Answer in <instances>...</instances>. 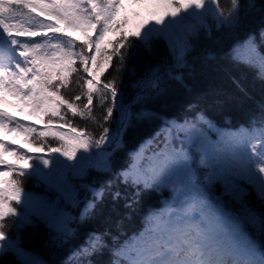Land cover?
<instances>
[{"label": "snow or ice", "instance_id": "snow-or-ice-1", "mask_svg": "<svg viewBox=\"0 0 264 264\" xmlns=\"http://www.w3.org/2000/svg\"><path fill=\"white\" fill-rule=\"evenodd\" d=\"M123 3L0 0V133L20 136L28 145L23 149L0 135V258L14 253L20 264H37L25 258L15 238L20 226L42 223L63 246L78 239L72 221L95 219L107 199L134 210L144 193L169 188L171 198L148 213L138 236L121 241L107 231H89L62 264H95L92 257L105 250L110 253L107 264H264V248L239 220L208 200L192 172L198 154L209 170L206 183L221 179L228 188L247 180L258 186L264 202V102L249 127L235 130L218 128L189 103L191 118L182 123L162 119L158 131L129 154L127 167L113 170L129 130L159 118L146 109L147 102L173 83L191 92L186 79L194 76L196 62L215 59L211 53L194 55L201 35L217 44L231 41L225 58L252 70L264 83V2L154 0L151 20L131 31L126 18L117 20ZM161 41L167 51L155 58ZM141 58L148 66L138 73L135 62ZM112 72L116 75L108 79ZM125 72L131 94L119 82ZM233 83L248 96L239 80ZM9 108L39 120L42 130ZM69 114L93 124L98 138ZM209 132L217 134L216 141ZM60 157L75 162L66 164ZM96 157L99 163L87 167L112 178L99 186L72 184L69 177L83 179L86 162ZM31 176L39 177L55 198L25 194L24 177ZM68 204L80 209L78 217L67 213ZM12 217L10 234L7 220ZM259 223L264 229V219Z\"/></svg>", "mask_w": 264, "mask_h": 264}, {"label": "trees", "instance_id": "trees-1", "mask_svg": "<svg viewBox=\"0 0 264 264\" xmlns=\"http://www.w3.org/2000/svg\"><path fill=\"white\" fill-rule=\"evenodd\" d=\"M148 6V0L143 3H133L132 0H124L117 20L127 19V29L134 30L135 27L144 20H151L150 13L156 11L152 6L154 0H151ZM264 2V0H261ZM71 35V33H69ZM231 41L224 40L221 43H213L212 40L206 39L201 35L194 55L201 56L211 53L215 59H210L201 64L196 62V72L193 77L186 79V83L191 88V92L186 91L182 87L171 84L168 91L158 97L147 102L146 109L155 112L159 118L145 120L138 124L135 129H130L125 137V147L119 151L114 157V171H118L122 167H127L129 163V154L135 151L141 143L150 139L156 131H158L162 119L176 118L181 123L183 120L192 117V113L188 110V104H194L198 110L203 111L209 120H211L220 129H238L241 126L249 127L250 120L253 116L259 115V105L264 102V83L256 79V74L242 66L237 65L226 59ZM167 49L161 41L157 50V57L166 53ZM154 58V59H155ZM148 66V61L141 58L135 62V68L141 73ZM114 72L107 75L111 79ZM233 79L239 80L246 88L248 96L244 97L236 88ZM119 82L125 85V91L131 94L132 89L129 86L131 80L127 72L123 73ZM74 86V85H73ZM99 114V109L96 110ZM15 115L21 120H25L37 126L42 130L41 122L33 117H26L20 112ZM228 118V123L225 118ZM75 124L80 127L87 128L98 138V129L90 122L81 120L79 117H71ZM57 125L62 121H56ZM259 127V124H257ZM67 131V128L64 129ZM183 135V134H181ZM208 135L212 141L217 140L215 132H209ZM14 145H20L23 149H27L28 145L22 143L20 136H6ZM58 142H52V146H57ZM179 146V145H177ZM93 151H97L93 149ZM31 154V153H30ZM81 153H78V155ZM38 155H46L41 153ZM59 155V154H56ZM47 158V157H46ZM11 159V158H9ZM61 160L69 162L64 157ZM100 157H96L92 161L85 164L86 172L81 179L79 176L72 177L70 180L74 185L90 183L99 186L106 180L111 179L110 175H105L88 168V164H97ZM41 167H43L41 165ZM255 168V165H254ZM48 171V169H44ZM192 172L197 179V186L207 196L208 200L215 206L219 207L227 216L237 219L241 222L243 230L262 248H264V229L261 228L259 221L264 219V202L258 198V186H253L247 180H237L234 187L226 188L227 181L221 179H213L212 182L206 183L204 177L209 170L200 164L199 155H195L192 164ZM23 189L25 194H31L33 197H51L55 198V193L51 192L39 177H24ZM80 198L83 200L84 192L80 190ZM172 196L169 188H162L159 191H149L142 196L139 206L134 210L124 208L123 201L114 204L111 199H107L105 203L98 207L95 219L80 223L73 220L71 227L78 232V239L70 240L67 244L61 246L53 241V234L42 223L37 222L35 226L23 225L15 230V238L19 242L20 247L26 254L25 258L34 260L37 264H62V261L69 252L78 247L84 241V236L89 231L103 232L107 231L111 236H119L123 241L130 237L138 236L144 229V219L148 213L154 209L163 207L165 201ZM18 211H24L19 205H14ZM82 207V205H81ZM67 213L72 217L79 216V208L73 207L71 204L65 206ZM15 217L9 218L7 231L11 234L14 229L11 227ZM109 244L111 239L109 238ZM95 264H107L110 259V253L105 250L102 255L92 257ZM0 264H20V258L14 253H10L0 258Z\"/></svg>", "mask_w": 264, "mask_h": 264}, {"label": "rangeland", "instance_id": "rangeland-1", "mask_svg": "<svg viewBox=\"0 0 264 264\" xmlns=\"http://www.w3.org/2000/svg\"><path fill=\"white\" fill-rule=\"evenodd\" d=\"M151 0H148V2H147V5L149 6L150 4H151ZM9 98H11V97H9ZM12 99V98H11ZM12 109V108H11ZM0 135H4L3 133H0ZM7 135H11V136H14V134H12V133H8Z\"/></svg>", "mask_w": 264, "mask_h": 264}]
</instances>
